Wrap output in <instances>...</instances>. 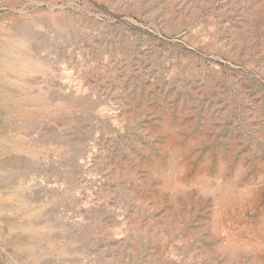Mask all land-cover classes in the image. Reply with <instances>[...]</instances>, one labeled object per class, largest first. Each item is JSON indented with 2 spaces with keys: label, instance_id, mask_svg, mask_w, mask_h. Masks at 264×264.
<instances>
[{
  "label": "rangeland",
  "instance_id": "1",
  "mask_svg": "<svg viewBox=\"0 0 264 264\" xmlns=\"http://www.w3.org/2000/svg\"><path fill=\"white\" fill-rule=\"evenodd\" d=\"M0 264H264V0H0Z\"/></svg>",
  "mask_w": 264,
  "mask_h": 264
}]
</instances>
